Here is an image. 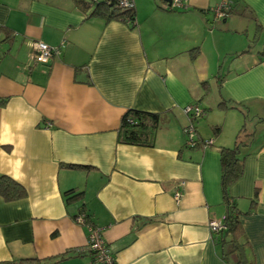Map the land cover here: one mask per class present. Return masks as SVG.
Instances as JSON below:
<instances>
[{"label": "crops", "instance_id": "0c3cea01", "mask_svg": "<svg viewBox=\"0 0 264 264\" xmlns=\"http://www.w3.org/2000/svg\"><path fill=\"white\" fill-rule=\"evenodd\" d=\"M181 1L133 0L130 26L89 17L75 0H0V174L25 189L0 196V264H92L87 226L73 217L81 201L64 200L71 188L116 264H227L208 223L226 211L219 147L243 124L252 136L228 193L248 258L264 264V48L252 50L264 44V0H231L226 17L214 15L221 0ZM32 39L60 54L35 61ZM211 95L193 120L204 145L189 148L184 108ZM221 99L239 108H218ZM128 108L159 113L151 146L117 141Z\"/></svg>", "mask_w": 264, "mask_h": 264}, {"label": "trees", "instance_id": "16d2710c", "mask_svg": "<svg viewBox=\"0 0 264 264\" xmlns=\"http://www.w3.org/2000/svg\"><path fill=\"white\" fill-rule=\"evenodd\" d=\"M76 3L87 12L90 16H99L105 21L118 19L127 22L128 25H134V5L130 7L121 6L119 0H75ZM230 12V11H229ZM257 35H255L256 38ZM9 38V34L6 36ZM251 45H248L242 52L248 51ZM197 47L190 49L192 55L197 52ZM194 52V53H192ZM264 57V50L260 51V58ZM222 77L218 75V80ZM205 96L208 94L210 86L207 80L202 81ZM218 108L226 109L229 107H237V105H229L225 99H221L217 103ZM241 110V109H240ZM242 111V110H241ZM244 118H247L246 110L242 111ZM160 121V115L157 112H151L141 109L128 108L120 118V124L117 130V141L126 144L151 146L154 143L155 133ZM213 132L218 134L221 131L219 124L211 126ZM245 125L243 124L236 136L234 143L231 146H220V169H221V188L223 199L226 206V211L223 217L224 227L217 232V243L223 246L222 257L227 264H254L253 259L247 256L246 248L248 246L247 240L244 239L243 229L240 223V214L242 213L236 204L232 201L228 190L229 187L237 181L243 171V160L247 155L244 147L248 145L249 140H244L245 136H252V134H245ZM204 145V140L196 132L194 144L189 148L200 147ZM67 167H80L87 169L88 166L74 163L65 164ZM256 194V193H255ZM25 195V189L13 178L0 174V196L6 200H14L22 198ZM66 203L79 200V210L73 215L75 217L79 213H83L84 222L92 223L89 215L86 213L85 202L82 200L83 191L75 188L68 189L63 192ZM255 200L252 199L249 208L244 212L248 214L253 209ZM93 224V223H92Z\"/></svg>", "mask_w": 264, "mask_h": 264}, {"label": "built area", "instance_id": "2783aa9c", "mask_svg": "<svg viewBox=\"0 0 264 264\" xmlns=\"http://www.w3.org/2000/svg\"><path fill=\"white\" fill-rule=\"evenodd\" d=\"M231 0H221L214 7V15L216 17H226L231 8ZM121 6L130 7L134 5L133 0H119ZM169 6H182L181 0H170L168 2ZM62 44V43H61ZM30 53L29 57L37 62L48 64L49 60L55 56L59 55L61 51V45H50L41 40L32 39L29 42ZM185 112L189 116V124L185 126L184 132L186 136V145L192 146L195 141V127L193 120L203 114V109H201L197 104L190 103L184 108ZM47 125L50 123L47 121ZM181 192L176 191L174 196L178 198ZM78 223L86 225L88 229L87 236V246L91 253L92 264H116L114 257L109 251L108 245L104 240L101 229L92 223L84 222L83 213H79L74 218ZM212 230H219L224 227L222 220L211 219L208 223Z\"/></svg>", "mask_w": 264, "mask_h": 264}, {"label": "rangeland", "instance_id": "374dc122", "mask_svg": "<svg viewBox=\"0 0 264 264\" xmlns=\"http://www.w3.org/2000/svg\"><path fill=\"white\" fill-rule=\"evenodd\" d=\"M261 41L262 40H257L253 45H252V50L253 49H255L256 47L257 48H264V47H262V45H264V44H261L260 45V43H261ZM233 47L235 46V45H232ZM238 46V45H237ZM230 57V55H227L225 58H223V60L221 59V61H222V63H223V68H222V72L225 70V68H227V65H228V58ZM199 102H202V101H199ZM214 102H215V98H213V95H211V97H209L207 100H206V103L205 102H203V105H200L199 107L200 108H204V106H205V109H206V111H209L210 109H209V106L208 105H212L213 106V104H214ZM203 106V107H202ZM261 132H262V130H261V128H259V129H257V131L255 132V134H261Z\"/></svg>", "mask_w": 264, "mask_h": 264}, {"label": "water", "instance_id": "95a60500", "mask_svg": "<svg viewBox=\"0 0 264 264\" xmlns=\"http://www.w3.org/2000/svg\"><path fill=\"white\" fill-rule=\"evenodd\" d=\"M168 2L170 1V0H167Z\"/></svg>", "mask_w": 264, "mask_h": 264}]
</instances>
